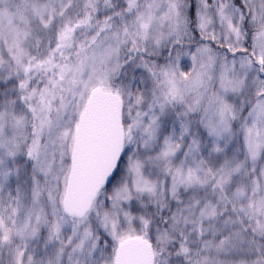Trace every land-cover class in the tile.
<instances>
[{"label":"snow or ice","instance_id":"snow-or-ice-1","mask_svg":"<svg viewBox=\"0 0 264 264\" xmlns=\"http://www.w3.org/2000/svg\"><path fill=\"white\" fill-rule=\"evenodd\" d=\"M0 264H264V0H0Z\"/></svg>","mask_w":264,"mask_h":264}]
</instances>
